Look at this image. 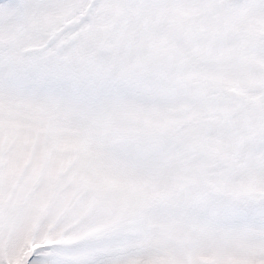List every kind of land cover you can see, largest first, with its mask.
I'll return each instance as SVG.
<instances>
[{
  "label": "snow or ice",
  "instance_id": "obj_1",
  "mask_svg": "<svg viewBox=\"0 0 264 264\" xmlns=\"http://www.w3.org/2000/svg\"><path fill=\"white\" fill-rule=\"evenodd\" d=\"M0 264H264V0H0Z\"/></svg>",
  "mask_w": 264,
  "mask_h": 264
}]
</instances>
